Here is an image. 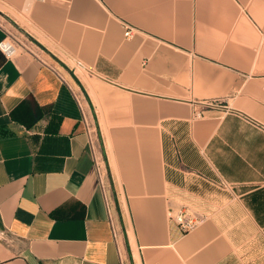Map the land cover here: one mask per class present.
I'll list each match as a JSON object with an SVG mask.
<instances>
[{
  "label": "crops",
  "instance_id": "0c3cea01",
  "mask_svg": "<svg viewBox=\"0 0 264 264\" xmlns=\"http://www.w3.org/2000/svg\"><path fill=\"white\" fill-rule=\"evenodd\" d=\"M0 5V41L14 24L88 75L0 51V264H121L120 237L135 264H264V0Z\"/></svg>",
  "mask_w": 264,
  "mask_h": 264
},
{
  "label": "rangeland",
  "instance_id": "374dc122",
  "mask_svg": "<svg viewBox=\"0 0 264 264\" xmlns=\"http://www.w3.org/2000/svg\"><path fill=\"white\" fill-rule=\"evenodd\" d=\"M2 9H6L1 7ZM13 34H17L20 37H22L19 28L16 27L14 24L11 26L9 23H7ZM24 38V37H22ZM35 50L39 51L42 54V57H44L47 61H49L54 67H56L61 75H63L64 77H67L68 80L72 81V82H79V80L85 81L88 80V75L84 72V71H80L81 69H78L76 67H74L73 64L70 63L71 66V70L70 67L68 68V66L62 62V60H60V58L52 55L51 53L48 52V50H46L45 48H43L38 42L34 41V44L31 45ZM68 68V69H67ZM80 72V73H79ZM79 84V83H78ZM77 95L80 98V100L83 102L84 100V96L83 94H81V92L79 91V89L77 90ZM88 117V121L91 125V128L93 129L92 134H91V143H92V150L95 152V154L97 155L100 164L103 166V179H102V188L105 192V197H106V202L109 208V213L110 216L112 218V221L115 225V228L117 230L118 235L120 236V231H121V216H120V211L118 210V201L117 199H114V194L115 192H117V188L118 185L113 184L111 181H109L108 177H109V173H108V167H107V161H106V157H105V153H104V147H103V139L101 136V132L99 130L98 124L96 119L92 118L91 119ZM113 206L116 207V211H118V215L114 213L113 211ZM119 240L121 241V246H122V256H123V263L124 264H135L134 260L130 257L128 251L126 249L123 248V244H122V240L121 237L119 238Z\"/></svg>",
  "mask_w": 264,
  "mask_h": 264
},
{
  "label": "built area",
  "instance_id": "2783aa9c",
  "mask_svg": "<svg viewBox=\"0 0 264 264\" xmlns=\"http://www.w3.org/2000/svg\"><path fill=\"white\" fill-rule=\"evenodd\" d=\"M5 20L7 21L6 18H4L3 16L0 15V26H2L3 22H5ZM28 33V32H27ZM22 37H20L17 34H13L12 31H7L6 32V36L0 41V51L5 55V57H13L15 56L19 51H28L31 53H35V55H37L39 57V59L42 62L46 63V60L39 54H37V52L34 51V48L31 46L32 44H34V41L32 38H29L27 36H25L24 34H21ZM29 35V33H28ZM124 35L125 37H129L131 36V29L126 27L125 31H124ZM261 35H262V39L264 41V28L261 30ZM36 42V41H35ZM74 67L78 68V69H82L84 68L83 65L78 62L75 61L73 63ZM79 108L82 111V120L86 126V132L89 138V143L92 146L91 143V134L93 129L91 128V125L89 123V121L86 118L85 113L83 112L81 105L79 103V101H77ZM194 117L195 118H200L202 117L201 112L195 110L194 111ZM93 159H94V167H95V171L99 180V183L102 184V179H103V166L100 164V161L97 157V155L95 154V152L93 151ZM106 200V197H105ZM107 205V202H106ZM108 208V205H107ZM109 209V208H108ZM109 219L111 222V226H112V233H113V237L116 239L118 237V233L117 230L115 228V225L112 221V218L109 214ZM175 221L179 224V226L181 227V229L183 231H186L188 229H191L193 226H195V224L197 223L196 221H193L192 217L189 216H185L183 213L179 212L176 216H175ZM121 264H123V260L121 259Z\"/></svg>",
  "mask_w": 264,
  "mask_h": 264
},
{
  "label": "bare ground",
  "instance_id": "6f19581e",
  "mask_svg": "<svg viewBox=\"0 0 264 264\" xmlns=\"http://www.w3.org/2000/svg\"><path fill=\"white\" fill-rule=\"evenodd\" d=\"M80 71H82V70H80ZM80 73V72H79Z\"/></svg>",
  "mask_w": 264,
  "mask_h": 264
}]
</instances>
